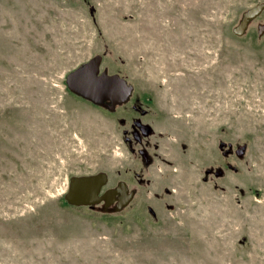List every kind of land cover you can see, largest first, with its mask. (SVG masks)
Returning <instances> with one entry per match:
<instances>
[{"label": "rangeland", "instance_id": "374dc122", "mask_svg": "<svg viewBox=\"0 0 264 264\" xmlns=\"http://www.w3.org/2000/svg\"><path fill=\"white\" fill-rule=\"evenodd\" d=\"M261 3L0 0V264H264V10L233 32ZM96 55L114 113L65 82ZM97 173L122 211L66 201Z\"/></svg>", "mask_w": 264, "mask_h": 264}, {"label": "water", "instance_id": "95a60500", "mask_svg": "<svg viewBox=\"0 0 264 264\" xmlns=\"http://www.w3.org/2000/svg\"><path fill=\"white\" fill-rule=\"evenodd\" d=\"M263 10L264 4L261 3L245 11L239 25L233 29L234 34L243 36L249 25L259 17ZM263 32L264 25L259 27V34L263 35ZM102 62V55L92 57L90 61L69 73L65 82H67L69 91L74 95L98 107L115 112L116 107L130 100L134 86L119 74H110L108 69L101 71ZM245 148H241L240 154L244 153ZM69 182L65 199L75 207H93L103 202V208L107 210L118 199L117 209L122 211L134 198V194L128 192V185L125 182H121L116 188H109L102 192L109 182L105 173L73 177ZM118 195H120L119 198Z\"/></svg>", "mask_w": 264, "mask_h": 264}, {"label": "flooded vegetation", "instance_id": "af4514ba", "mask_svg": "<svg viewBox=\"0 0 264 264\" xmlns=\"http://www.w3.org/2000/svg\"><path fill=\"white\" fill-rule=\"evenodd\" d=\"M119 106H121V105H119ZM118 106V107H119ZM118 107H116V110H117V108ZM105 109V108H104ZM107 109V108H106ZM108 110V109H107ZM110 111V110H109ZM111 112V111H110ZM116 112V111H115ZM112 113H114V112H112ZM150 134H151V132H150V129H149V127L147 128V127H145V126H143V125H138V128H134V130L132 131V133H131V135L133 136V137H135V141H133L130 137H126V142L127 143H129V144H131V146H133V144H140L141 142H143L142 140H148V138H149V136H150ZM138 152L143 156V158H144V162H147V163H149V161H152V159L150 158V156H149V154H148V151L146 150V149H139L138 150ZM238 154H240V150H238V152H237ZM119 185V184H118ZM117 185V186H118ZM128 185V184H127ZM116 186V187H117ZM115 187V188H116ZM102 192H105V191H102ZM128 192L129 193H133L134 191H132L131 189H130V187L128 186ZM134 196H135V194H134ZM118 198L120 197V195H118L117 196ZM119 203V201H118V199L112 204V205H110L108 208H111V209H116V210H118L117 209V204ZM102 204H104L103 202H102Z\"/></svg>", "mask_w": 264, "mask_h": 264}]
</instances>
